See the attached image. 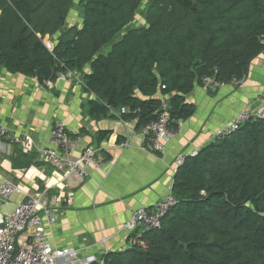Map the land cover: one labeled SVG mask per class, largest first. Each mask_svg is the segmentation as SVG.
Wrapping results in <instances>:
<instances>
[{
  "label": "trees",
  "instance_id": "obj_1",
  "mask_svg": "<svg viewBox=\"0 0 264 264\" xmlns=\"http://www.w3.org/2000/svg\"><path fill=\"white\" fill-rule=\"evenodd\" d=\"M142 2L0 0V63L41 83L89 65L91 114L141 128L162 110L161 92L177 127L195 113L186 95L203 76L245 78L264 50V0H149L145 25L130 26ZM76 5L80 24L70 25ZM172 190L160 228L131 232L128 248L93 264H264V117L188 156Z\"/></svg>",
  "mask_w": 264,
  "mask_h": 264
},
{
  "label": "crops",
  "instance_id": "obj_2",
  "mask_svg": "<svg viewBox=\"0 0 264 264\" xmlns=\"http://www.w3.org/2000/svg\"><path fill=\"white\" fill-rule=\"evenodd\" d=\"M110 49L111 45L102 52ZM77 72L83 82L84 73H91V67L88 65L84 73ZM245 81L244 87L226 86L213 92L197 85L186 95L187 102L196 105L195 113L177 120L181 132L170 137L161 154L149 150L136 119L91 114L89 102L95 96L84 82L57 75L54 81L41 83L33 76L11 73L0 63L3 123L16 133L29 135L37 146L48 145L52 127L61 124L69 133L82 137L74 145L73 158L90 146L103 160L101 167L91 168L84 182L70 178L60 183L59 189L54 185L53 165L36 151L31 152L34 159L25 155L29 153L18 144L0 136V185L11 179L21 187L9 199L0 200V213H13L27 194L40 193L48 187L46 201L53 204L57 217L48 228L53 245L73 247L81 256L94 254L101 259L109 251L128 248L131 233L123 229L124 222L135 209L152 208L173 192L176 157L200 150L214 141L216 131L229 124L239 111L259 106V97L264 93V50L252 60ZM157 96L168 104V96L161 92Z\"/></svg>",
  "mask_w": 264,
  "mask_h": 264
},
{
  "label": "built area",
  "instance_id": "obj_3",
  "mask_svg": "<svg viewBox=\"0 0 264 264\" xmlns=\"http://www.w3.org/2000/svg\"><path fill=\"white\" fill-rule=\"evenodd\" d=\"M262 43L264 44V39ZM46 45L48 48H52L50 42H47ZM59 76L62 78L74 77L79 82L82 81L80 73L77 71H67ZM245 84V78L233 77L225 81L214 75H205L201 79L200 86L213 92L226 86L244 87ZM127 110V107H122L120 113H126ZM260 117H264V93L259 97L257 108L239 111L229 124L216 131L215 138L228 135L238 130L247 121ZM178 122L177 127L170 125L171 118L167 111V104H163L156 119L141 127L151 152L164 153L165 144L170 137L181 132ZM0 136L11 144H18L25 153L38 152L44 161L53 165L55 169L52 172V177L54 185L59 186V189H61L60 183H64L70 178L84 182L89 176L91 168H99L103 165V160L97 156V150L90 146H86L78 157L73 158L74 145L81 141L82 137L69 133L61 124H54L46 146H37L29 135L12 131L1 120ZM197 152L180 153L176 157V165H183L188 156H195ZM48 189L47 187L43 192L27 194V199L19 203L13 213L8 215L0 213V264L102 263V259L94 254L81 256L79 250L73 247H57L52 244L48 228L53 226L57 217L52 208L53 204L46 201ZM16 191H21L20 185L11 179H6L0 185V200L9 199ZM54 198L58 200L56 194ZM175 203L176 198L171 191L152 208L141 206L135 209L132 217L122 227L130 233L139 228H160L163 218ZM24 232H27L25 237L22 236Z\"/></svg>",
  "mask_w": 264,
  "mask_h": 264
},
{
  "label": "rangeland",
  "instance_id": "obj_4",
  "mask_svg": "<svg viewBox=\"0 0 264 264\" xmlns=\"http://www.w3.org/2000/svg\"><path fill=\"white\" fill-rule=\"evenodd\" d=\"M148 2L149 0H143L142 5L140 6L138 12L136 13V16L134 17L132 23H130V26H143L145 25V13L148 8ZM74 11L72 14L69 16V23L71 24H80V19H81V12L79 10L78 5H76L73 10ZM79 19V20H78ZM48 39H50L49 35L45 37L46 42H50ZM110 45L106 46L104 49H108ZM125 223V222H124Z\"/></svg>",
  "mask_w": 264,
  "mask_h": 264
},
{
  "label": "bare ground",
  "instance_id": "obj_5",
  "mask_svg": "<svg viewBox=\"0 0 264 264\" xmlns=\"http://www.w3.org/2000/svg\"><path fill=\"white\" fill-rule=\"evenodd\" d=\"M185 119V118H184ZM175 153H176V151H175Z\"/></svg>",
  "mask_w": 264,
  "mask_h": 264
}]
</instances>
